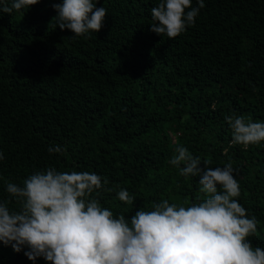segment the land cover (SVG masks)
Masks as SVG:
<instances>
[{
	"label": "trees",
	"instance_id": "obj_1",
	"mask_svg": "<svg viewBox=\"0 0 264 264\" xmlns=\"http://www.w3.org/2000/svg\"><path fill=\"white\" fill-rule=\"evenodd\" d=\"M61 2L0 14V202L18 211L7 183L55 167L106 179L97 198L116 216L187 205L203 196L199 177L169 163L183 145L201 168L233 166L236 199L258 221L248 239L264 248V141L231 144L225 119L264 122V0H204L176 38L150 30L159 0H97L103 26L83 36L50 25ZM55 144L62 154L48 152ZM27 250L0 243V264H34Z\"/></svg>",
	"mask_w": 264,
	"mask_h": 264
},
{
	"label": "clouds",
	"instance_id": "obj_2",
	"mask_svg": "<svg viewBox=\"0 0 264 264\" xmlns=\"http://www.w3.org/2000/svg\"><path fill=\"white\" fill-rule=\"evenodd\" d=\"M39 0H0V14L28 9ZM93 0H62L53 4L57 15L50 25L70 30L74 36L99 32L106 9ZM159 0L151 9L150 30L176 38L194 25L204 0ZM231 128V144L264 141V122L243 115L225 117ZM48 152L63 153L58 144ZM169 163L182 177H199L203 199L187 205L154 202L127 219L101 205L97 198L107 184L95 172H59L55 167L37 171L23 185L7 183L6 192L19 205L10 210L0 202V243L34 262L49 264H264V248L253 247L248 237L257 232L258 221L249 217L236 199L240 184L228 163L210 167L183 145L174 149ZM0 152V160H3ZM112 191V189H105ZM95 193V195H93ZM117 197L132 204L135 197L121 189Z\"/></svg>",
	"mask_w": 264,
	"mask_h": 264
}]
</instances>
